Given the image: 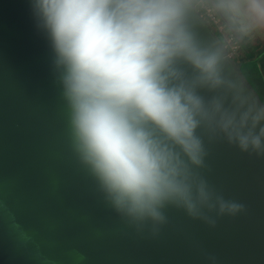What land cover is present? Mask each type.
<instances>
[{
	"label": "clouds",
	"instance_id": "obj_1",
	"mask_svg": "<svg viewBox=\"0 0 264 264\" xmlns=\"http://www.w3.org/2000/svg\"><path fill=\"white\" fill-rule=\"evenodd\" d=\"M31 8L51 48L68 147L128 228L157 238L169 208L209 228L247 212L205 173L217 141L264 157V105L232 61L264 34V0H31Z\"/></svg>",
	"mask_w": 264,
	"mask_h": 264
},
{
	"label": "water",
	"instance_id": "obj_2",
	"mask_svg": "<svg viewBox=\"0 0 264 264\" xmlns=\"http://www.w3.org/2000/svg\"><path fill=\"white\" fill-rule=\"evenodd\" d=\"M51 61L31 0H0V264H264V157L214 142L205 175L247 212L209 228L169 208L159 237L138 234L73 157Z\"/></svg>",
	"mask_w": 264,
	"mask_h": 264
},
{
	"label": "trees",
	"instance_id": "obj_3",
	"mask_svg": "<svg viewBox=\"0 0 264 264\" xmlns=\"http://www.w3.org/2000/svg\"><path fill=\"white\" fill-rule=\"evenodd\" d=\"M233 59L240 64L243 75L264 103V44L247 42L239 47Z\"/></svg>",
	"mask_w": 264,
	"mask_h": 264
},
{
	"label": "rangeland",
	"instance_id": "obj_4",
	"mask_svg": "<svg viewBox=\"0 0 264 264\" xmlns=\"http://www.w3.org/2000/svg\"><path fill=\"white\" fill-rule=\"evenodd\" d=\"M249 43L251 45H262L264 44V34H257L255 35L250 41Z\"/></svg>",
	"mask_w": 264,
	"mask_h": 264
},
{
	"label": "built area",
	"instance_id": "obj_5",
	"mask_svg": "<svg viewBox=\"0 0 264 264\" xmlns=\"http://www.w3.org/2000/svg\"><path fill=\"white\" fill-rule=\"evenodd\" d=\"M212 27H214V25L210 24ZM239 52V48L235 50V52L232 54V58H234V56H236Z\"/></svg>",
	"mask_w": 264,
	"mask_h": 264
},
{
	"label": "crops",
	"instance_id": "obj_6",
	"mask_svg": "<svg viewBox=\"0 0 264 264\" xmlns=\"http://www.w3.org/2000/svg\"><path fill=\"white\" fill-rule=\"evenodd\" d=\"M249 42V41H248Z\"/></svg>",
	"mask_w": 264,
	"mask_h": 264
}]
</instances>
